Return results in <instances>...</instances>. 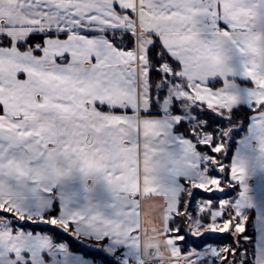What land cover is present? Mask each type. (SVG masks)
<instances>
[{
	"label": "snow or ice",
	"instance_id": "6c2138e0",
	"mask_svg": "<svg viewBox=\"0 0 264 264\" xmlns=\"http://www.w3.org/2000/svg\"><path fill=\"white\" fill-rule=\"evenodd\" d=\"M0 264H264V0H0Z\"/></svg>",
	"mask_w": 264,
	"mask_h": 264
},
{
	"label": "trees",
	"instance_id": "16d2710c",
	"mask_svg": "<svg viewBox=\"0 0 264 264\" xmlns=\"http://www.w3.org/2000/svg\"><path fill=\"white\" fill-rule=\"evenodd\" d=\"M211 119V117L209 118ZM242 135V133H241ZM239 139V136L236 137ZM235 145H232V149L234 150ZM228 160H225L224 163H228ZM236 195V191H229L226 196L220 194V193H215L214 195H207L206 193H202L201 191L198 190V198L200 199H207L209 196H212L214 202H218L219 198H225V199H231ZM250 222L246 225V232L244 235H248L251 237V241H241L243 244L244 248L248 249L249 251V256L251 258V253L254 250V244H255V232L252 228L251 224V219H254V212H250ZM60 239L68 240V242L72 246L73 251H78L79 250V245L75 243V241L72 240L71 237L68 236H62ZM233 242V237L229 233H224V234H209L206 243L211 244L212 246H221L225 244H231Z\"/></svg>",
	"mask_w": 264,
	"mask_h": 264
},
{
	"label": "rangeland",
	"instance_id": "374dc122",
	"mask_svg": "<svg viewBox=\"0 0 264 264\" xmlns=\"http://www.w3.org/2000/svg\"><path fill=\"white\" fill-rule=\"evenodd\" d=\"M200 191V190H199ZM207 195H214V194H210V193H206ZM197 200H200V198H198V195L196 197ZM218 234V233H217Z\"/></svg>",
	"mask_w": 264,
	"mask_h": 264
},
{
	"label": "crops",
	"instance_id": "0c3cea01",
	"mask_svg": "<svg viewBox=\"0 0 264 264\" xmlns=\"http://www.w3.org/2000/svg\"><path fill=\"white\" fill-rule=\"evenodd\" d=\"M255 236H256V233H255Z\"/></svg>",
	"mask_w": 264,
	"mask_h": 264
}]
</instances>
